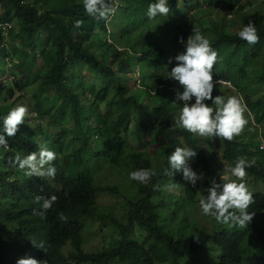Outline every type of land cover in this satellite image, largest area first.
Masks as SVG:
<instances>
[{
	"label": "trees",
	"instance_id": "trees-1",
	"mask_svg": "<svg viewBox=\"0 0 264 264\" xmlns=\"http://www.w3.org/2000/svg\"><path fill=\"white\" fill-rule=\"evenodd\" d=\"M112 1L124 13L115 26L106 24L109 18L89 15L83 0H0V70L8 60H13L11 84L0 82V134L3 118L16 106L23 105L38 116L32 121L35 127L32 133L25 135L24 122L14 137L5 134L11 150L0 147V264H16L23 252L19 233L4 224L25 213L35 234L42 233L38 244L43 242L48 249L46 253L41 249L47 264H264L261 220L253 218L246 230L224 227L211 231L189 216L212 182H223V174L214 169L222 162L213 163L209 158L203 147L204 137L180 131L175 123L183 106L177 94L184 88L170 78L169 73L177 63L169 60V54L178 55V48L167 45L165 51L157 50L158 34L150 48L143 44L129 45L130 36L144 27L138 21L144 20L149 4L156 0H106V3L112 5ZM195 1L168 0V4L182 2L180 11L187 15L200 6H192ZM202 1L209 7L222 6L223 17L209 27L190 19L184 41L193 34V28L209 39L218 52L212 69L213 81L223 79L234 84V88L214 85L213 98L237 97L245 106L244 113L259 123L264 120V0L256 8L250 0L237 12L236 7L243 0ZM129 15L140 27L128 32ZM230 15L233 21L229 20ZM249 20L254 22L262 42L259 49L246 46L237 35L223 30L232 26L241 31ZM159 22L154 32L168 35L165 27L171 23L165 18ZM5 23L12 26L8 34L3 30ZM117 25L122 26L123 33ZM109 27L112 43L107 42ZM98 33L105 34V39L95 43L92 40ZM119 43L123 47H117ZM184 50L183 44L181 51ZM231 65L238 68V73ZM149 68L153 76L148 74ZM166 70L167 73H162ZM34 86V102L26 103L25 92ZM205 103L215 107L211 100ZM68 115L74 127L56 130V124ZM43 121L50 124L47 140L43 141L53 151L56 146V159L51 165L56 173L48 180L33 175L25 186L19 167H14L11 161L17 151L21 156L38 151ZM153 129L157 133L149 143L147 139ZM52 134L56 135L54 140ZM149 145L155 147L154 155L149 153ZM224 145L225 160L235 164L238 157L255 159V165L246 170L264 183V151L257 144L235 141ZM196 146L197 155L189 163L201 177L195 186L183 178L182 171L174 170L173 176L165 174L169 167L167 158L175 148L189 147L196 151ZM98 159L102 160L103 169L115 167L126 174L151 169L156 173L144 183L133 180L137 198H125L128 207L125 219L118 220L112 210L96 212L101 196H121L117 187L94 185L89 175L78 179L69 176L75 168L86 167ZM165 189L178 194L165 197ZM37 196L57 197L44 218L35 214L44 211L43 201L37 202ZM254 203L259 210L256 212L263 211L264 194L258 193ZM83 217L110 235L108 244L96 252H87L83 247L86 227L79 221ZM214 222L208 220L209 224ZM93 229L91 225L88 232ZM115 237L118 238L111 241ZM68 243L74 251L64 255L62 249Z\"/></svg>",
	"mask_w": 264,
	"mask_h": 264
},
{
	"label": "clouds",
	"instance_id": "clouds-1",
	"mask_svg": "<svg viewBox=\"0 0 264 264\" xmlns=\"http://www.w3.org/2000/svg\"><path fill=\"white\" fill-rule=\"evenodd\" d=\"M178 4L182 6V2H178ZM178 4L169 6L168 0H156L155 3L149 4L146 20L157 21L165 18V20L173 25L172 22L164 16L169 15V17H172L176 12H181V7L177 9ZM193 5L194 4H192V6ZM260 5L261 0H259L258 6ZM83 7L89 15L96 16L98 19H107L115 14L116 9L119 8L120 5L117 2L110 5L106 3V0H83ZM236 8H238V6ZM171 10H175V12L170 14L172 13ZM229 20L233 21V15H230ZM187 23L188 22L184 25V29H186ZM79 25L80 22L78 21L77 26ZM221 25L222 23L220 27ZM231 27L232 26L229 28L223 27V30H226V33L231 36L238 34L237 37L245 42L246 46L257 48L262 44L253 21L249 20L248 24L246 26L244 25L242 30L237 34L228 32V29ZM184 34L185 33H182V35L178 37L177 42L181 46L184 44L185 50L175 57L178 63L169 73L170 78L178 81L184 88L182 93L177 94V98L182 102L183 106L179 109L175 123L180 131H188L204 137L203 144L205 145H203V147L208 152L212 162L214 163L217 160H221V165L223 167L228 164L229 168H227L226 171L230 172L231 175L236 178L232 180L228 175H223L221 177L222 183L213 181L207 191L205 190L206 196L201 197L197 203L199 202L205 215L214 217L218 223L245 228L253 218H256V221L261 220L262 225H264V210L256 212L259 210H257L256 204L254 203V197H256L258 193L253 195L243 182L246 175L250 177L246 168L254 166L256 163L255 159L249 161L246 157H238L234 164L223 158L225 152L224 142L244 141L248 143V141H250L257 144L259 149L264 151V120L256 123L253 117L244 113L245 106L242 105L241 100L235 96H230L225 99L223 96L218 95L213 98L212 93L214 85L234 88V84L223 79L213 81L212 69L217 62L218 52L211 47L209 39L195 28H193V34L188 37L186 42L184 41ZM233 50H235V47H233ZM237 50L242 49L238 48ZM231 68L234 72L238 73L237 67L231 65ZM160 89H163V87H160ZM192 99H195L194 103L191 102ZM206 100H211L212 105L215 107L205 103ZM27 114V107L19 105L12 108L3 118V134H0V147L5 150H11L5 138V134L7 137H14L19 131V126L24 123ZM250 117L252 118L251 124L249 122ZM247 125L248 127L244 130L245 133L240 134ZM251 136H255V140H253ZM213 137L223 138L224 140ZM218 141L222 143V147L218 146ZM37 148L38 151L31 152L30 154L28 153L25 156H21L20 152L17 151L11 161L14 167H19L22 174L20 179L25 186L29 178L33 175L48 180V178L54 177L56 173L55 167L51 166L52 162L56 159V153L50 150L45 142H39ZM196 152H198V146H196V151L189 147L175 148L167 158L169 167L165 169V174L173 176L174 170L177 172L182 171L183 178L195 186L197 180L201 177L190 167L189 163H191L192 159L197 155ZM214 169L217 172L218 169L216 167ZM74 170H76V168ZM73 172H71L69 176L75 179L72 177ZM154 175H156V173L151 169H140L130 173V179L144 183ZM44 176H47V178H44ZM251 179L253 180L255 178L252 177ZM6 180L8 181V178H6ZM94 182L96 183V180H94ZM172 187H175V185ZM58 188L57 186V189ZM35 199L37 202L43 201L42 209L44 211L35 212L34 210V212L41 216V218H44L45 211L52 207L57 197L51 196L49 198H44L42 196H37ZM254 212H256V217ZM83 218H80L79 221L82 226L86 227L84 233L86 241V232L89 231L92 222L89 218ZM86 220H88L89 223L85 226L83 222H86ZM4 226L15 229L20 235V246L23 247V252L19 255L16 264H47L45 260L46 257L43 256L41 249H45V253L48 249L45 248L43 242L38 244L42 240V233H39L38 236L35 234L28 220L27 213L16 220L6 221ZM101 246H96L95 250L92 252H96ZM66 248H69L68 252H65ZM73 251L74 248L71 243H68L62 249L64 255H68Z\"/></svg>",
	"mask_w": 264,
	"mask_h": 264
},
{
	"label": "rangeland",
	"instance_id": "rangeland-1",
	"mask_svg": "<svg viewBox=\"0 0 264 264\" xmlns=\"http://www.w3.org/2000/svg\"><path fill=\"white\" fill-rule=\"evenodd\" d=\"M250 1V0H245L242 1L239 5L238 8L236 10L240 11L243 6L246 5V3ZM252 2V7L256 8L259 4V0H252L250 1V3ZM115 1H112V5L115 4ZM200 5L198 8L194 9V10H190L188 11V14L186 15V13H182V12H176L172 17H169V15L164 16L167 19H169L172 24H174V27H172L171 25L166 26L165 30L168 33V35L162 34V33H157L154 32V29L156 26H160L159 20L157 21H147L146 17L147 14L145 15V18L143 21H138L139 23H141L143 26V29H141L140 31L134 33L133 35L130 36L129 38V45L132 46H138V45H144L145 48H150L153 46V42L155 39V35H157L156 40L160 42V44L157 46V50L159 49H163L165 51V49L168 47L170 48H178V53L179 54L182 49V46L180 44H178L177 39L178 37H180V35H182V33H185V29H184V25L186 24V22H189L190 19H195V20H199L200 21V25H202L203 27H209L211 26L213 23H218L221 21L222 17H223V13H222V6H218V7H209L206 4H204V2L202 0L199 1H195L194 6H198ZM181 7V4L177 5V9H179ZM250 6V8H252ZM249 8V9H250ZM248 9V10H249ZM124 13L121 10V8H117L116 12L114 15H111V18H109V20H106V24L111 25V26H115L118 21L123 17ZM231 19V18H230ZM128 26V32L133 30L134 28H139L140 25H137L133 22L132 17L129 15V21L127 23ZM118 31L120 33H123V28L121 25H117L116 26ZM229 33H234L237 34L239 32V27H233L228 29ZM238 36V34H237ZM105 39V34L103 33H98L94 38H93V42L98 43V42H103ZM108 43H112V35H111V28L109 27V31H108ZM120 44V43H119ZM119 44H116L117 47H123L121 44V46ZM181 48V49H179ZM173 52H170V54H172ZM169 54V60L174 61L176 63H178L175 60V57L177 55H170ZM163 58H166V56H164ZM13 60H8L6 62V65L1 68L0 70V82L2 84H7L10 85L11 84V80H12V72H10V68H11V64H12ZM44 66V63H41V67ZM168 70L166 71H162V73H167ZM148 74H150V76H153V71L152 69H148ZM37 76V74H35V77ZM36 92V86L32 87L30 90H26V94H27V100H25L26 103L30 102V100L32 102H34V94ZM19 96V95H17ZM24 101H21V103H25ZM54 110L51 111V113L48 115V118H50V115L53 114ZM38 119L37 114H32L30 112V110H28V114L25 117V124H26V134L32 133L33 129H35V127L33 128L32 125V121L33 119ZM249 122L250 124L252 123V118H249ZM42 132L43 135V139H40L41 142H45L43 140H47L46 138V134H47V130L50 127V124L48 123V121H43L42 122ZM63 127H67L69 129H72L74 127V124L71 122L70 116L68 115L65 118H62L58 124H56L55 129L56 130H62ZM247 126L244 127L243 131L240 134H244L245 133V128H247ZM157 130L153 129L150 131V134L148 136L147 141L149 143H151L150 141H153L155 136H156ZM54 137H56V135L52 134L51 140H54ZM253 140H255V136H251ZM125 141V139H124ZM205 145V144H203ZM218 146L222 147V143L220 141H218ZM50 150L53 151L52 147H49ZM149 153L151 155H154L156 153V149L154 146H150L149 145ZM54 152H56V146H54ZM223 152H224V145H223ZM213 158V157H212ZM215 161V159H214ZM165 167V166H164ZM216 168L219 170V172L223 173V175H228L230 179L235 180L236 178L233 177L231 175L230 172H227L226 169L229 168L228 164L225 165L224 167L219 164L216 165ZM137 171V170H134ZM130 173L128 174L126 173H120L119 170H117L115 167H108V168H104L103 169V164H102V160L98 159L93 161L90 165L86 166V167H82V168H76V170H74V172L72 173V177L73 178H79V177H84L86 175L91 176L94 180H96V183L98 186L101 187H107V186H113V187H117L121 196L117 197L116 195H111V194H107V195H103L100 197L99 199V208L96 211L97 213H102L105 212L107 210H112L113 212L116 213L117 219H125L128 213V207L125 203V198L127 199H131V198H137V190L133 187L132 182L133 180L130 179ZM251 177V176H250ZM248 175L245 176L243 182L246 184L248 190L254 194L257 193H263L264 194V184L262 180H257V179H251ZM44 178H47V176H44ZM262 181V182H261ZM240 182V181H237ZM95 183V182H94ZM96 183L94 185H96ZM171 194H178V192H176L175 190H164V195L165 197H170ZM194 209L196 210H192L189 213V216L196 222H198L199 226L201 227H205L207 228V230H211V231H219L222 230L224 227H230L232 229H240V230H246L245 228H240V227H233L230 224H222V223H218L214 217L210 216V215H205L199 205V202L194 204ZM197 212V213H196ZM84 219V218H83ZM209 221L214 222L213 224H209ZM89 221L86 220V222H83V224L86 226L88 225ZM98 224V223H97ZM91 225L94 227V229L92 230V232H86V243H85V250L87 252H92L95 250L96 246H101L103 244H108L109 239H110V235L109 233H107V230H103L100 231L99 227L94 224L91 223ZM118 237L113 238L111 241L117 239ZM69 248L65 249V252H68Z\"/></svg>",
	"mask_w": 264,
	"mask_h": 264
},
{
	"label": "built area",
	"instance_id": "built-area-1",
	"mask_svg": "<svg viewBox=\"0 0 264 264\" xmlns=\"http://www.w3.org/2000/svg\"><path fill=\"white\" fill-rule=\"evenodd\" d=\"M0 13H1V9H0ZM11 29V26L8 25V23H5L4 27H3V30L6 34H8V32L10 31Z\"/></svg>",
	"mask_w": 264,
	"mask_h": 264
}]
</instances>
